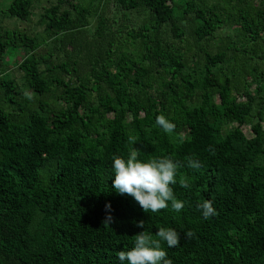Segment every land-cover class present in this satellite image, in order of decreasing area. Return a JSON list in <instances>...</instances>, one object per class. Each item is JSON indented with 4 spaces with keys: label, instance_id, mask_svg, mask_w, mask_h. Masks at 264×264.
Instances as JSON below:
<instances>
[{
    "label": "trees",
    "instance_id": "trees-1",
    "mask_svg": "<svg viewBox=\"0 0 264 264\" xmlns=\"http://www.w3.org/2000/svg\"><path fill=\"white\" fill-rule=\"evenodd\" d=\"M38 1L0 13L28 21ZM38 24L0 29V264H121L160 228L180 234L160 241L172 264H264V0H53ZM133 150L180 165L183 210L115 191Z\"/></svg>",
    "mask_w": 264,
    "mask_h": 264
},
{
    "label": "clouds",
    "instance_id": "clouds-1",
    "mask_svg": "<svg viewBox=\"0 0 264 264\" xmlns=\"http://www.w3.org/2000/svg\"><path fill=\"white\" fill-rule=\"evenodd\" d=\"M156 125L165 133H171L175 128V125L163 115L156 116ZM128 142L133 145L137 142V138L129 136ZM179 166L171 157H160L147 163L141 162L137 158V152L133 150L126 160L119 156L113 157L112 168L115 179L112 186L118 194L133 197L146 213L165 210L169 207V202L171 208L179 212L183 210L185 204L176 199L172 187L177 183L176 175ZM188 166L199 169L201 164L198 160L189 157ZM180 186L187 188L189 185L182 179ZM197 207L202 210L205 219L217 215L210 200H205ZM110 208V204L106 205V210H110ZM111 220L109 211L104 224H110ZM136 226L144 228V222L140 221ZM193 235L192 231L185 233L188 238ZM156 236L159 238L158 240H154L144 231L136 234L134 247L129 251H120L117 254L121 264H124L125 261L127 264H172L171 259L167 257V252L161 248L160 241L166 242L168 247H176L180 243V234L175 229L160 228L156 232Z\"/></svg>",
    "mask_w": 264,
    "mask_h": 264
},
{
    "label": "rangeland",
    "instance_id": "rangeland-1",
    "mask_svg": "<svg viewBox=\"0 0 264 264\" xmlns=\"http://www.w3.org/2000/svg\"><path fill=\"white\" fill-rule=\"evenodd\" d=\"M53 0H40L35 3V6L33 8V12L31 15V18L28 21H22V20H17V19H8L7 17L4 16L3 13H0V29H6V28H18L25 30L29 32L30 34H38L42 30V25L38 24V19H39V14L42 12L43 8L47 6L50 2ZM10 2V0H0V9H3L6 7V5ZM125 23H128L130 26L135 25L134 22L132 21H125ZM93 29V23L90 25L88 28L89 32H92ZM222 33H224V30H220ZM22 51L19 52V56H17V59L22 55ZM11 73L16 74L17 72L15 70H11ZM210 82L213 83L214 80L212 77H210ZM253 87V86H252ZM239 101H243V98L240 97L238 98ZM264 126V123H263ZM243 132L247 137L252 136V132L249 128V125H245L243 128Z\"/></svg>",
    "mask_w": 264,
    "mask_h": 264
}]
</instances>
